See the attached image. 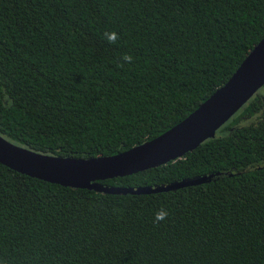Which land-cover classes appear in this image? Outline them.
I'll return each instance as SVG.
<instances>
[{
    "label": "trees",
    "instance_id": "16d2710c",
    "mask_svg": "<svg viewBox=\"0 0 264 264\" xmlns=\"http://www.w3.org/2000/svg\"><path fill=\"white\" fill-rule=\"evenodd\" d=\"M263 36L264 0H0V135L54 156L126 150L188 115ZM209 174L110 194L0 164V264H264V85L179 158L99 182Z\"/></svg>",
    "mask_w": 264,
    "mask_h": 264
},
{
    "label": "water",
    "instance_id": "95a60500",
    "mask_svg": "<svg viewBox=\"0 0 264 264\" xmlns=\"http://www.w3.org/2000/svg\"><path fill=\"white\" fill-rule=\"evenodd\" d=\"M264 85V36L229 78L179 122L126 150L89 158L54 156L29 150L0 135V164L46 182L110 194H144L208 181L212 174L153 186L119 187L104 179L130 175L172 161L195 148Z\"/></svg>",
    "mask_w": 264,
    "mask_h": 264
},
{
    "label": "clouds",
    "instance_id": "9594fccd",
    "mask_svg": "<svg viewBox=\"0 0 264 264\" xmlns=\"http://www.w3.org/2000/svg\"><path fill=\"white\" fill-rule=\"evenodd\" d=\"M104 37L106 41L110 44H115L118 40V34L115 31L105 32ZM133 57L129 54H123L119 61H117V66L123 68L125 64H130ZM168 212L166 209H160L154 214V223H159L167 219Z\"/></svg>",
    "mask_w": 264,
    "mask_h": 264
}]
</instances>
